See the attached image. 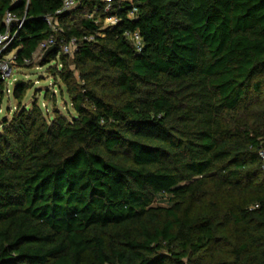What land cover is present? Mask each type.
<instances>
[{"label": "trees", "instance_id": "obj_1", "mask_svg": "<svg viewBox=\"0 0 264 264\" xmlns=\"http://www.w3.org/2000/svg\"><path fill=\"white\" fill-rule=\"evenodd\" d=\"M62 2L0 0V30L6 12L23 20L11 67L52 37L39 64L54 63L72 110L23 106L28 86H13L0 264H264V0H115L108 13L78 0L55 15Z\"/></svg>", "mask_w": 264, "mask_h": 264}, {"label": "rangeland", "instance_id": "obj_2", "mask_svg": "<svg viewBox=\"0 0 264 264\" xmlns=\"http://www.w3.org/2000/svg\"><path fill=\"white\" fill-rule=\"evenodd\" d=\"M11 55L12 53L8 57ZM40 59V57L34 58L29 64L30 66L24 68L14 65L11 67V75L4 81L5 90L0 95V123L3 119L10 120L16 111L17 102L12 97V90L18 81H22L28 86L21 105L30 107L31 103H36L49 116L54 110H58L62 114H66V111L70 110L63 86L53 80V76L47 71V68L53 66L54 63L41 67ZM70 111L72 113V110Z\"/></svg>", "mask_w": 264, "mask_h": 264}, {"label": "built area", "instance_id": "obj_3", "mask_svg": "<svg viewBox=\"0 0 264 264\" xmlns=\"http://www.w3.org/2000/svg\"><path fill=\"white\" fill-rule=\"evenodd\" d=\"M115 0H101L104 4V13H108L111 8L112 3ZM78 3V0H63L62 7L59 11L55 13L58 15L63 12H67L72 10ZM135 9H133L129 14L128 18L132 19L134 16ZM47 26L52 32H58V26L53 17L47 16L44 18ZM23 20H19L10 12H6L3 20L2 26L3 29L0 30V80L5 81L11 75V57H8L10 54L5 55V51L10 43L13 41L15 36L17 35L18 31L22 26ZM118 23V19L115 16H106L102 24L103 26H112ZM126 39L134 46L135 50L139 52L141 50L142 44L141 39L137 32H126L125 34ZM51 46L55 47V41L52 37L47 38L46 40L42 41L35 53L32 55V61L36 57L42 58L44 52L50 48ZM59 49L66 55L72 54L76 49V41L71 39L68 43H64L63 41L59 42ZM28 64V62L26 61Z\"/></svg>", "mask_w": 264, "mask_h": 264}, {"label": "water", "instance_id": "obj_4", "mask_svg": "<svg viewBox=\"0 0 264 264\" xmlns=\"http://www.w3.org/2000/svg\"><path fill=\"white\" fill-rule=\"evenodd\" d=\"M53 51H54V47H53V46H51L50 48H48V49L44 52V54H43V56H42V60H44L45 57H46L47 55H49L50 53H52ZM20 83H21V81L16 82V83H15V86L18 85V84H20Z\"/></svg>", "mask_w": 264, "mask_h": 264}]
</instances>
